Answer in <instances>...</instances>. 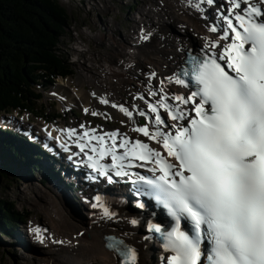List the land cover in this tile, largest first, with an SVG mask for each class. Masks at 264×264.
Listing matches in <instances>:
<instances>
[{"label":"snow or ice","instance_id":"1","mask_svg":"<svg viewBox=\"0 0 264 264\" xmlns=\"http://www.w3.org/2000/svg\"><path fill=\"white\" fill-rule=\"evenodd\" d=\"M187 3L204 14L217 0ZM206 28L215 35L201 37L198 50L177 47L182 62L171 75L147 74L145 92L133 97L143 107L100 98L118 108L130 130L146 140L119 130L58 131L78 149L69 159L79 158L77 166L88 170L86 179L130 183L136 196L164 210L166 220L144 224L150 234L144 239L157 238L166 254L161 264H264V0H221ZM151 35L142 30L140 40ZM173 84L187 94L170 91L167 86ZM60 147L70 151L68 143ZM87 202L100 209V220L119 221L101 195ZM29 231L41 244L45 239L65 243L46 236L48 229L39 225ZM105 246L120 264H138L137 249L123 238L108 236Z\"/></svg>","mask_w":264,"mask_h":264},{"label":"rangeland","instance_id":"2","mask_svg":"<svg viewBox=\"0 0 264 264\" xmlns=\"http://www.w3.org/2000/svg\"><path fill=\"white\" fill-rule=\"evenodd\" d=\"M60 2L67 9L71 22V30H69L65 36H62L61 39L63 40L59 43L60 48L62 49V43L70 40L72 41L76 39L75 36L78 35L77 37L80 38L83 43L88 45L89 48L88 52L84 54L85 58H90L89 65L84 72L98 69V66L104 63V60H109L111 57L110 60L112 62L118 60L115 54L120 52L122 43L127 41V39L124 41L122 40V43L120 44V34L118 33L122 28H130L131 17L129 15V10L133 8V5L139 3L138 0H60ZM147 2H151L153 7L156 5V0H147ZM214 7H219V5L216 4ZM209 12L206 13L207 17L211 14ZM179 17L183 19L182 15H179ZM210 20H213V17L210 18L209 21ZM109 22H111V24ZM168 24V28L166 29L168 34L174 36L173 34L176 35L177 33H180L182 36L187 37V34L178 30L177 24L172 21L171 23L168 22ZM107 27H111L114 30L116 35L114 38H109L112 35L107 32H104L105 34H100L95 38V36L92 37L85 31V29L90 28L92 33L97 34L100 31L106 30ZM110 42H112V44H110ZM197 45L199 46V44ZM186 46L192 48L193 43L189 41V45ZM181 55L182 54L180 53V56ZM107 56L108 58H106ZM64 58L67 60L65 55ZM136 61L131 64L132 67H128V70L125 73L124 71L126 69L120 72H113V75L117 78H121L119 83L122 81L125 82L113 87V92L111 91L112 100L108 99L109 101H113L118 105L124 104L126 107H129L133 103L141 107L144 106L142 101H135L133 97L140 94V91H142V93L145 92V82L147 80V74L151 72V68H149V65L145 62L137 61L136 63ZM71 68L74 71V76L80 78L78 75L79 71L77 70L78 67H74L72 64ZM117 78H114L113 80L115 81ZM63 81L64 80L58 79L57 83H66V81ZM68 86L73 90L76 88H85L88 90L90 87L87 84L80 86L77 81H74L73 84H68ZM114 90L119 93H117L119 98L116 100L114 99L115 97L112 98V96H114ZM68 97L69 96L67 95L64 96L62 89L56 85L54 91H51L50 88L43 91V97L38 100L37 108L34 109L33 113H13L4 117L14 122L16 126L19 127H14L16 131L20 132V130H22L23 134L27 135L31 140H34V135H40L41 132L38 129L43 128L44 126L50 127L53 124H58L59 126L60 124L61 126L64 125V128H72L79 126L81 123H85L86 125L92 123L93 125L96 124L102 126V128L118 127L122 130L128 131V125L125 121L122 122L119 114L114 111L110 104L106 105L100 103L98 97L83 95V99L78 101L69 99ZM131 101L132 103H129ZM84 105L87 106L84 107ZM84 109H88V112L86 113ZM93 111L106 115L93 116L91 114ZM138 118L139 120L137 123L143 124L144 118L139 116ZM36 140L40 142L39 139ZM0 149L1 151H4L7 148L0 145ZM18 160L20 161V159ZM4 161L2 162L4 163ZM19 161L14 162L16 164L15 168H10L7 174L2 170L0 171V197L15 202V207L22 212L24 216V220L18 225V229L12 233V236L0 233V264H44L43 262H39L37 255H41V251L45 247L38 244V242L36 243L34 238L31 241L28 230L30 227L41 225L43 220L47 218L45 208H43V202L45 201L43 195L45 193H50V189L53 190L51 188L53 183H59H57L56 180L51 181L48 179L45 176L42 167H37V169L34 170L32 165H20L18 163ZM42 164L46 165L45 162ZM24 168H26L28 176L24 175L26 172ZM64 170L65 168L63 169V172ZM60 188L63 192L65 191L64 187ZM67 192H70L69 194H71V197L66 196L71 199V202L75 204L76 207L82 206L79 202L72 201V192L70 190ZM70 209L72 212L77 213L72 205ZM82 213L83 212H81V215ZM82 216L84 217V215ZM27 245H30V254L24 249ZM154 264H157V262Z\"/></svg>","mask_w":264,"mask_h":264},{"label":"bare ground","instance_id":"3","mask_svg":"<svg viewBox=\"0 0 264 264\" xmlns=\"http://www.w3.org/2000/svg\"><path fill=\"white\" fill-rule=\"evenodd\" d=\"M138 2L139 3H137V5H133V8L129 10V15L131 17L130 28H122L118 33L120 34V44L122 43V40L124 41L125 39H127L128 41L130 31L135 28V21H139V18L140 21H142L144 19L143 15H145V12H147V14L149 13V10L147 9V11H145L144 8L145 6L148 7L150 2H147V0H138ZM220 2L221 0H217L218 5H220ZM155 4L157 5L156 8H158L157 10H154L150 7L152 9V14H150V16H152V18L155 19L156 22H159L162 25V30L164 31L161 30L159 32V37L151 36L150 40L141 41V31L143 30V32L145 33L149 32L148 29L150 26L146 25L145 27L144 20L140 24L139 29L141 30L137 36L139 46L136 47L128 45L126 44V41L125 43H122L120 52L115 55L116 58H120L123 55H126L125 52L127 51L129 53L130 59L136 58L137 61L145 62L147 65H149L151 71H155L158 77L163 78L164 76L171 75L173 71L177 69V66L182 62V55L180 56V52L177 51V47L181 46L180 44H182V46L186 48H188V46L186 45H189V41L193 44L195 43L200 45L203 43V41L200 39L201 37L215 35L209 33L206 28L207 23H210L212 21H209V19L212 17L214 18L215 16V7L207 8V6L205 5V7L207 8L206 13L210 11L209 13L211 14H209L207 19H204L202 18V16L206 15V13L201 14L196 12L193 8L188 6L187 0H156ZM179 15H182L183 19H181ZM171 21L177 24L178 30L183 31L184 34H187V37L182 36L180 33H177L176 35L174 34V37L170 36L166 32V29L169 25L168 22L171 23ZM109 23L111 24V22ZM68 30L71 29L69 28ZM85 30L91 29L87 28ZM106 30L94 34L95 38L100 34H105L104 32L110 33L112 36H110L109 38L111 39L115 37L113 35L114 30L111 27H107ZM77 36L78 35L75 36L77 46L81 47L82 50H84L85 52H88V45L83 43L81 39ZM191 36H193L194 38ZM62 40L63 39H61L60 41ZM110 44H112V42H110ZM73 46L74 40L62 43V49L59 46L58 52L62 54L63 57L65 55V57H67V60L71 64H73L74 67H78V73H84V69H80L79 62H73L74 52H70V49ZM122 49H125L124 52L122 51ZM112 63L114 62L108 60L104 61V63L100 65L101 68L102 66H104L103 64H105V66L101 70V75H98V77L103 78L101 80H98L97 87H100V89L98 90L100 93H107L109 95H112L111 93L113 92V87L121 85L125 82L122 81L121 83H119V81H121V78H118V80L115 81L110 79V76H113L112 79L116 77L115 75H113V72H120L126 69L124 71L125 73L128 70L125 65H118L117 63L114 66H108ZM153 83H156L155 78L153 79ZM61 87H68V84L63 83ZM167 87L170 91L175 92L177 94H187V89H183L178 85L173 84L168 85ZM51 90L54 91V88H52ZM114 91V96H112V98L115 97L114 99H118L119 93L116 90ZM66 92H63V94H65ZM140 92L142 93V91ZM83 95H89V93L82 88L75 89L74 93L70 94V99L78 101L83 99ZM129 103H132V101ZM86 106L87 105H84V107ZM113 109L116 113L119 114L122 121H125V123L128 125L129 131L127 133L137 135L138 133L132 132L130 130L132 124L128 121V118L125 117L118 110V108ZM134 119L136 122H138L139 120L136 114H134ZM95 127H98V125L92 124L90 126L91 129ZM64 129L71 128L65 127ZM107 129L108 128H102L98 129L97 131H105ZM38 130L41 131L42 140L59 141L61 140V135L67 137L62 132L55 133L54 126L52 128L45 127L40 128ZM48 133H51V137H49ZM56 137H59V139H55ZM4 153H6V151H1L0 149V159L2 157L1 155H4ZM8 163H10V161H8ZM24 170L26 171V168H24ZM24 175L28 176V172L26 171ZM51 186L53 190L50 189V193H45L43 195V197H45V201L43 202V208H45L47 218L44 219L42 224L39 226L41 228L48 229V233H46V236H51L52 238L63 240L65 241V243L63 245L53 244L51 242V239H45L43 244L38 242V244L43 245L45 247L44 249H42L41 255H37V259L39 260V262H43L44 264H120V260L117 255L114 252L108 250L105 246L106 237L113 234L122 235L126 242L132 244L139 250V261H141L142 264H154L160 261V257L162 255H165L162 249H159L157 246H155V244H153L152 239H144V236L150 235L145 231L144 227V224L147 220L141 218L140 216L128 215L122 207L116 204V201H111L110 206L116 212L119 213V221H102L100 220V210L90 209V203H87V207H76L75 204L71 202V199L67 197L69 195L68 192H66L68 195L65 194L58 184L53 183ZM72 201L76 202L77 199L73 198ZM71 205L78 214L71 211ZM81 212H83L82 215H84V217L81 215ZM132 218L139 219L141 221L140 225H131L129 223V220ZM81 233H83V235H81ZM28 234L32 241L34 238L33 234L29 230ZM29 247L30 245H27L24 248L28 254L31 253Z\"/></svg>","mask_w":264,"mask_h":264},{"label":"trees","instance_id":"4","mask_svg":"<svg viewBox=\"0 0 264 264\" xmlns=\"http://www.w3.org/2000/svg\"><path fill=\"white\" fill-rule=\"evenodd\" d=\"M70 26V16L60 0H0V115L14 110L33 113L43 91L57 77L72 73L71 64L57 48ZM3 134L0 130L8 170L15 168L18 159L20 165L45 169L37 164L45 155L42 148L34 153L27 139ZM44 174L57 177L53 169ZM23 220L15 202L0 197V233L12 236Z\"/></svg>","mask_w":264,"mask_h":264},{"label":"built area","instance_id":"5","mask_svg":"<svg viewBox=\"0 0 264 264\" xmlns=\"http://www.w3.org/2000/svg\"><path fill=\"white\" fill-rule=\"evenodd\" d=\"M147 7L145 6L144 10L147 11L146 9ZM143 11V10H142ZM142 14V13H141ZM147 14V12H145V15H143V17H145ZM141 16V15H140ZM140 19V18H139ZM89 35H91L92 37H94V33L91 32V30H85ZM113 35H115V32H113ZM58 50H59V45L57 46ZM70 52H74V60L73 62H79V66L80 69H86V67L89 65V59L84 57V54L86 53L84 50H82L81 47H78L76 44V41L74 39V46L70 49ZM90 72V71H89ZM84 72L85 74L89 73Z\"/></svg>","mask_w":264,"mask_h":264},{"label":"water","instance_id":"6","mask_svg":"<svg viewBox=\"0 0 264 264\" xmlns=\"http://www.w3.org/2000/svg\"><path fill=\"white\" fill-rule=\"evenodd\" d=\"M3 171L5 174L8 173V169L4 166V163L2 162V160L0 159V171Z\"/></svg>","mask_w":264,"mask_h":264}]
</instances>
